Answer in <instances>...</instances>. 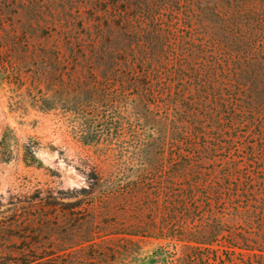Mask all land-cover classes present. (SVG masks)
Masks as SVG:
<instances>
[{
	"label": "rangeland",
	"instance_id": "obj_1",
	"mask_svg": "<svg viewBox=\"0 0 264 264\" xmlns=\"http://www.w3.org/2000/svg\"><path fill=\"white\" fill-rule=\"evenodd\" d=\"M75 33L83 46L137 49L152 33L163 46L160 62L124 74L145 86L149 117L170 98L182 114L177 143L149 124L157 142L142 175L138 162L105 161L83 145L61 114L74 107ZM51 60L55 74L44 78L39 68ZM99 82L121 90L117 80ZM140 131L124 124L119 135L131 144ZM3 138L0 259L20 248L56 253L58 235L79 227L95 232L96 243L75 248L80 264H152L157 250L166 255L159 264H264V0H0ZM26 146L41 165L25 163ZM90 185L92 198L116 192L111 214L81 225L101 211L86 200L75 221L55 217L61 204L83 198L68 199L70 190ZM175 197L183 205L176 217L168 209ZM189 229L211 232V245L187 242Z\"/></svg>",
	"mask_w": 264,
	"mask_h": 264
},
{
	"label": "trees",
	"instance_id": "obj_2",
	"mask_svg": "<svg viewBox=\"0 0 264 264\" xmlns=\"http://www.w3.org/2000/svg\"><path fill=\"white\" fill-rule=\"evenodd\" d=\"M90 38H92V35L89 33L86 39L90 40ZM73 39L74 44L71 47V53L74 61L72 63L69 96L74 107L61 114L70 116L73 122L77 124L78 136L83 145L99 148V155L103 159L105 158V161H108L109 158L125 161L124 158H126V166L131 165L133 161L138 162L136 168L141 169L142 175V172L149 167V154L153 155L157 142L155 134L149 140V124L158 131V136L162 134V138L170 142L177 143L179 136L183 133L181 129L183 125L182 114L179 112L176 99L165 100L163 110L159 114H153L149 117V101L145 92H142L145 86L137 81L130 82L125 79L124 74L132 71L136 65L146 66L148 64L152 65L153 60L161 61L163 46L158 36H154L153 33L149 34V39L145 41V44L139 45L137 49L125 44L118 47L97 46L93 43L94 41H89L87 46H83L81 44L83 38H80L76 33L73 34ZM46 65L39 68V74L44 78L52 76L56 71L52 60L47 62ZM93 75L97 81L92 78ZM102 80H117L121 86L120 92L117 93L116 91L117 95H115L109 89L110 87L101 86L99 81ZM132 90H137L138 93L136 96L129 98V92ZM50 100H43V102L47 103ZM51 110L53 108L48 107L41 111ZM124 124H128V127L131 128H141V131L135 134L136 136L131 137V144H129V139L119 135L120 128ZM125 144H128V146H125ZM0 145H4V138L1 140ZM24 159L25 163L35 161L41 165L35 158L34 152L27 146L24 148ZM87 175L95 181L98 179V175L94 170ZM134 184H137V182L128 183L129 186ZM91 187L92 185L87 189L75 188L70 190L67 193L68 196H66L68 199H77L79 195H83V198L72 203L61 204V214L55 215V217L64 221H75L78 215H81V211L85 210L83 205L86 200L88 201V209L97 201L101 211L98 214L90 212L89 218L86 221L82 220L81 225L84 223L87 225L92 224L98 215L111 214L113 206L111 207L110 203L117 198L116 192H107V199L92 198ZM169 206L168 209L174 210L169 212V216L176 217L178 213L181 214L180 211L183 205L180 202V197L171 198ZM48 207L53 208L51 204H48ZM55 233L54 230H48L47 232L49 236L55 235ZM94 234L95 232L92 231L83 232L77 227L68 233L58 235V243L55 246L58 249L56 253L50 255L37 254L36 248L32 251L20 248L17 257L0 259V264H8L9 262L12 264H80L79 257H76L77 253L74 251L78 249L81 251L87 247L95 246ZM182 235L187 238L189 243L203 246H209L212 243L211 232H207L206 229L197 231L189 229ZM21 238H26V236ZM162 252V250H157L154 253L152 264L166 262V255ZM179 260L181 258H177L176 261Z\"/></svg>",
	"mask_w": 264,
	"mask_h": 264
}]
</instances>
